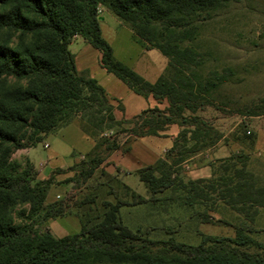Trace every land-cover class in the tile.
<instances>
[{"label":"trees","instance_id":"16d2710c","mask_svg":"<svg viewBox=\"0 0 264 264\" xmlns=\"http://www.w3.org/2000/svg\"><path fill=\"white\" fill-rule=\"evenodd\" d=\"M227 0H0V264H264V243L252 234L258 210L264 209V183L247 166L246 154L229 155L208 163L206 179H183L174 167L195 151L214 147L221 139L213 125L198 116L206 108L232 110L242 117H264V93L245 104L232 102L220 89L231 73L204 72L203 54L191 44L204 22L213 18ZM116 16L146 49L166 59L163 73L145 81L113 56L100 32L99 8ZM75 37L100 52V66L134 93L166 101L163 110L146 109L129 119H116L114 105L87 72H77L68 46ZM223 108V109H222ZM93 141L92 150L77 165L76 185L89 179L107 157L129 151L132 140L160 136L169 125L178 133L171 148L154 164L135 171L149 194L136 193L119 178L101 171L113 201L95 204L91 194L79 200L45 202L43 182L36 180L29 159L10 160L17 149L33 148L73 120ZM132 137L122 148L117 136ZM253 148L256 134L246 138ZM192 142L191 148L186 144ZM51 177L47 180L49 182ZM115 183L122 190L110 183ZM262 182V183H261ZM105 185V184H104ZM193 208L203 223L207 211L222 204L241 217L234 238L203 236L191 246L173 240L153 241L122 223L120 208L156 201ZM73 208L79 231L55 237L48 220ZM16 213L21 222L16 223Z\"/></svg>","mask_w":264,"mask_h":264},{"label":"rangeland","instance_id":"374dc122","mask_svg":"<svg viewBox=\"0 0 264 264\" xmlns=\"http://www.w3.org/2000/svg\"><path fill=\"white\" fill-rule=\"evenodd\" d=\"M98 14L100 19L101 16L105 17L106 23L101 22L102 36L111 45L114 58L135 67L142 74L146 72V78L154 80L159 73L158 58H162L161 53L154 49L156 56L146 55L140 43L133 38L129 28L116 16L101 7L98 9ZM117 22H120V25ZM74 45L75 43L71 44L69 49ZM191 46L203 54L204 72L208 70L221 72L224 68L230 71L228 83L220 88L228 101L232 102V99H235L245 104L263 95L264 0H227L225 6L220 8L212 19L201 25ZM147 63L148 67H146ZM237 107L229 106L225 110L209 107L196 113L213 125L216 132L221 135V139L214 147L192 152L182 163L174 167L180 178L188 179L187 174L190 170L208 163H212L213 169H217L221 164L218 161L229 155L242 153L249 156L248 169L264 183V164L260 161V159L264 160V148L262 149L264 136L263 134L260 136L255 149L248 145L249 141L246 139L264 128V117L239 116L232 111ZM117 138L123 144L122 148L128 144L124 142L132 140L127 134H119ZM45 143L49 147H44ZM192 144L188 142L186 147L191 148ZM223 146L228 150L225 154L216 157L214 153ZM83 153L81 145L72 144L57 135H48L42 143L30 148L29 152L28 148L14 150L10 154V160L20 164L28 158L31 160L36 167H34L37 174L35 179L43 182L46 203L64 199L79 200L88 194L95 198V204H91L92 208L99 207L103 200L113 201L112 195L107 194V183L101 171L113 176L116 170H119L120 174V169L115 167V160H118L116 157L124 152L117 150L111 153L89 179L83 183L80 180V184L76 185L73 178L78 174L76 165L86 158L85 155L81 156ZM112 168L115 169L114 172L109 173L108 170ZM134 173L135 171L128 177L125 172H121L119 178L136 193L148 198V192ZM50 177L51 180L47 182ZM110 185L118 189V194L122 196V190L115 183L111 182ZM169 194L167 190L156 195V201L120 208L122 223L153 241L173 240L196 246L203 236L234 238V229L227 224H238L242 220L235 212L222 204H217L214 210L207 211L211 217L209 222L203 223L196 215V212L204 211L201 206L195 205L191 209L163 201V198ZM13 217L16 223L21 222L16 213ZM45 225L55 237H64L79 231V222L73 208L62 217L48 220ZM253 228L256 233L251 235L252 238L256 242L264 243V209L258 210Z\"/></svg>","mask_w":264,"mask_h":264},{"label":"crops","instance_id":"0c3cea01","mask_svg":"<svg viewBox=\"0 0 264 264\" xmlns=\"http://www.w3.org/2000/svg\"><path fill=\"white\" fill-rule=\"evenodd\" d=\"M101 22L106 23L105 17L101 16V19L99 21L100 32L102 36ZM117 24L120 25V22H117ZM103 39L106 41L105 38ZM77 42H81V44H76ZM74 43L75 45L73 46V48L69 49V46ZM71 44L68 46V49L74 56V65L76 71L87 72L89 76L93 78L98 83V85L103 88L107 98L112 102V104L115 107L113 114L116 119L118 120L122 118L129 119L138 115L140 112L146 109L157 108L163 110L167 107V103L165 100L157 101L151 95L148 96L138 95L134 93L132 90H130L124 83H122L114 75L106 72L105 69H103L100 66V52L97 49L93 48L88 43L84 42L82 38L75 37L74 40L71 42ZM141 49L148 56H156L154 54L155 53L154 49H146L142 45H141ZM113 56H114V52H113ZM161 57H162L161 59L158 58L159 73L154 80H148L145 75L146 72L142 74L135 67H132L126 64L125 62L119 60L118 61L124 64L125 66L131 68L135 73L136 72L137 74L139 73L140 75L139 74L138 75L141 76L145 81L149 83H153L163 73L167 64V59L163 55ZM150 63L152 64V62ZM146 67H148V63ZM178 131L179 128L177 125H169L164 129V131L160 133V136H145L133 140L130 143L129 151L119 155L118 158L116 157V159L118 160H115V167L119 168L121 172H125L129 177L133 175L132 172L136 171L137 169L147 165L154 164L158 159L164 156L165 152L169 148H171L173 143V138L176 136ZM262 134L264 136V128L259 129V131L256 133L257 140L255 139V143L253 146L254 149L257 147L259 143L258 141ZM50 135H57L62 139L68 140L72 144L75 143L76 145L79 146L81 145V148L83 149L84 152L83 155L81 156L88 154L94 146L93 141L89 139L82 132L80 128V121L78 119L73 120L67 126L58 129L56 132ZM262 146L263 149L264 142ZM47 147H49L48 144ZM29 150L30 149H28V152ZM227 150L228 149L223 146L219 148L214 153V155H216V157H219L220 155L225 154V151ZM29 161L31 162L30 159ZM260 161L264 164V160L260 159ZM71 163H73V161ZM31 164L34 166L32 162ZM209 168L210 167L208 165H203V166H199L198 168H195L194 170H190L188 172L189 174H187V176L189 177L188 179L195 180V179L209 178L211 175L210 172L211 170ZM114 170L115 169L112 168L111 170H108V172L113 173Z\"/></svg>","mask_w":264,"mask_h":264},{"label":"built area","instance_id":"2783aa9c","mask_svg":"<svg viewBox=\"0 0 264 264\" xmlns=\"http://www.w3.org/2000/svg\"><path fill=\"white\" fill-rule=\"evenodd\" d=\"M44 147H47V144L46 143L44 144Z\"/></svg>","mask_w":264,"mask_h":264}]
</instances>
